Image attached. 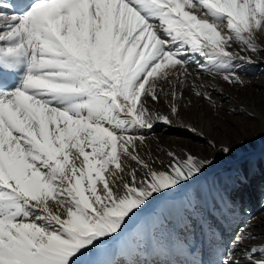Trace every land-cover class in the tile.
Segmentation results:
<instances>
[{
  "label": "snow or ice",
  "instance_id": "6c2138e0",
  "mask_svg": "<svg viewBox=\"0 0 264 264\" xmlns=\"http://www.w3.org/2000/svg\"><path fill=\"white\" fill-rule=\"evenodd\" d=\"M262 36L264 0H0V264H264L202 185L236 149L183 115L218 116ZM197 231L209 259H181Z\"/></svg>",
  "mask_w": 264,
  "mask_h": 264
},
{
  "label": "bare ground",
  "instance_id": "6f19581e",
  "mask_svg": "<svg viewBox=\"0 0 264 264\" xmlns=\"http://www.w3.org/2000/svg\"><path fill=\"white\" fill-rule=\"evenodd\" d=\"M260 40L264 41V36ZM241 75L246 80L243 88H229L225 85L223 97L214 95L217 103L222 105L218 116L211 115L212 110L205 102L196 100L183 115L204 132L205 139L223 140L236 149L231 157L220 156L215 167L202 179L209 204L222 197L230 199L235 206V215L230 218L231 226L239 224L243 227L242 222L247 221L258 226L256 232H261L264 231V219H259L264 216V54L257 63L245 66ZM230 108H236L237 114H228L225 110ZM241 108L251 112L255 119L241 114ZM155 134L165 146H187L211 155L204 140L178 128L158 126ZM241 142L243 147H237ZM250 146L252 148L247 150ZM243 199L246 201L245 207ZM258 200L260 206H250ZM176 231L180 232L179 226ZM189 241V255L180 258L193 260L199 254V259L207 261L209 255L207 249L201 247L202 235L199 231L194 238L189 237Z\"/></svg>",
  "mask_w": 264,
  "mask_h": 264
},
{
  "label": "rangeland",
  "instance_id": "374dc122",
  "mask_svg": "<svg viewBox=\"0 0 264 264\" xmlns=\"http://www.w3.org/2000/svg\"><path fill=\"white\" fill-rule=\"evenodd\" d=\"M251 148H252V146L248 147L247 150H250ZM262 163H264V159H263V162H262ZM245 202H246L245 199H243V207L246 206V203H245ZM250 206H254V207L257 208V206H260V200H258L257 203H255V202L252 203ZM243 207H242V208H243ZM249 208H250V207H249ZM241 210H242V209H241ZM256 211H257V210H256ZM257 214H258V212H257ZM259 219H260V220H263V219H264V216H262V217L260 216ZM195 256H196V255H195ZM196 257H197V258H200L199 254H197ZM196 257H195V259H197Z\"/></svg>",
  "mask_w": 264,
  "mask_h": 264
}]
</instances>
